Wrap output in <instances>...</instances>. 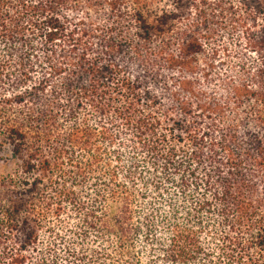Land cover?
Returning <instances> with one entry per match:
<instances>
[{"label":"trees","instance_id":"16d2710c","mask_svg":"<svg viewBox=\"0 0 264 264\" xmlns=\"http://www.w3.org/2000/svg\"><path fill=\"white\" fill-rule=\"evenodd\" d=\"M0 169V264H264V0H0Z\"/></svg>","mask_w":264,"mask_h":264},{"label":"rangeland","instance_id":"374dc122","mask_svg":"<svg viewBox=\"0 0 264 264\" xmlns=\"http://www.w3.org/2000/svg\"><path fill=\"white\" fill-rule=\"evenodd\" d=\"M199 59H206V47H205V50L203 53L197 55ZM0 172H1V169H0Z\"/></svg>","mask_w":264,"mask_h":264}]
</instances>
